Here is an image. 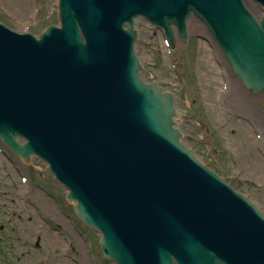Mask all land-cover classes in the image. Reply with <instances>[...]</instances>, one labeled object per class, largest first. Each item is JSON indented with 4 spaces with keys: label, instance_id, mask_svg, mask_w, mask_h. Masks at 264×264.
Returning <instances> with one entry per match:
<instances>
[{
    "label": "water",
    "instance_id": "water-1",
    "mask_svg": "<svg viewBox=\"0 0 264 264\" xmlns=\"http://www.w3.org/2000/svg\"><path fill=\"white\" fill-rule=\"evenodd\" d=\"M191 15L264 97V16L243 0H59L61 27L39 37L0 23V138L48 164L115 264H264L260 204L201 163L173 95L140 76L135 21L175 46Z\"/></svg>",
    "mask_w": 264,
    "mask_h": 264
},
{
    "label": "rangeland",
    "instance_id": "rangeland-1",
    "mask_svg": "<svg viewBox=\"0 0 264 264\" xmlns=\"http://www.w3.org/2000/svg\"><path fill=\"white\" fill-rule=\"evenodd\" d=\"M26 3L20 5L17 0H0V22L10 29H16L17 33L34 34L43 32L47 25L58 24L57 0H27ZM198 27V24L194 26L195 29L191 26L192 38L185 46L177 45L170 49L162 32L137 21L136 50L144 66V79L148 82L157 79L174 93L185 143L237 191L245 192L255 204H260L264 213V160L258 152L264 154V100L249 98L230 76L228 69L227 74H219L218 64H225L218 56L217 62L212 59L208 64L212 53L209 44L204 41L206 35L200 30L198 32ZM222 76L226 78L221 79ZM222 92H227L230 97H225ZM221 97L228 98V101ZM21 175L30 180L29 188L21 187ZM16 194L21 199H30L34 204L38 199L48 200V220H55L66 230H69L67 217L73 218L77 230L82 233L80 237L73 230L76 239H70L75 246V255L79 257L86 252L81 238L88 243L91 260L95 264H110L103 261L98 246L99 235L74 215L66 201L67 193L46 172V166L41 161L24 166L0 141V221L15 220L18 213L15 209L19 208L26 214L28 212L29 216L35 214L29 206L18 201ZM55 209L60 212L59 215L53 213ZM64 244L62 240L59 246L63 255L66 252ZM15 258V264H26L24 259L27 257L18 252ZM19 259L24 263H18ZM55 260L54 250H49L47 264H54ZM81 263L91 264L87 260Z\"/></svg>",
    "mask_w": 264,
    "mask_h": 264
},
{
    "label": "flooded vegetation",
    "instance_id": "flooded-vegetation-1",
    "mask_svg": "<svg viewBox=\"0 0 264 264\" xmlns=\"http://www.w3.org/2000/svg\"><path fill=\"white\" fill-rule=\"evenodd\" d=\"M18 201L22 204H28L31 200L19 198ZM42 204V201H38L37 204L31 205L38 214L39 221H32L22 208H19V210L13 208L18 212L15 220L0 221V264L17 263L16 252L27 257V259H24L26 264H47V252L49 250L55 252L56 260L54 264H67V261L70 264H79V260L74 257V253L63 255L61 247H59L63 237L61 230L58 225L52 227L45 219L47 211ZM48 233L59 238L60 242L52 241L48 245ZM24 262L18 260V263Z\"/></svg>",
    "mask_w": 264,
    "mask_h": 264
},
{
    "label": "bare ground",
    "instance_id": "bare-ground-1",
    "mask_svg": "<svg viewBox=\"0 0 264 264\" xmlns=\"http://www.w3.org/2000/svg\"><path fill=\"white\" fill-rule=\"evenodd\" d=\"M19 3H20V5H25V4H27L26 3V1L27 0H17ZM140 21V20H139ZM187 24H188V26H189V29H190V27L192 26V20H190L189 22H187ZM194 26L195 25H193L192 27L194 28ZM200 26L198 27V32H199V30H200ZM195 29V28H194ZM210 60H212L211 59V57L210 58H208V64L210 63ZM212 62V61H211ZM213 63V62H212ZM230 99V98H229ZM213 109H216L217 110V108H215V107H213ZM42 202H43V207L45 208V210L46 211H49V206H48V204H47V202H48V200H46V199H43L42 200ZM55 215H57V213H58V211L55 209V212H53ZM58 215H59V213H58ZM47 236H48V238H49V244L48 245H50L51 244V242L52 241H57V243H59L60 242V239L59 238H56L54 235H50L49 233L47 234ZM67 264H70L68 261H67Z\"/></svg>",
    "mask_w": 264,
    "mask_h": 264
}]
</instances>
